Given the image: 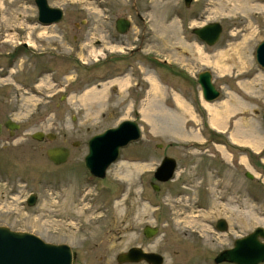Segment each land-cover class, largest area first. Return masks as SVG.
Returning a JSON list of instances; mask_svg holds the SVG:
<instances>
[{
    "label": "rangeland",
    "instance_id": "rangeland-1",
    "mask_svg": "<svg viewBox=\"0 0 264 264\" xmlns=\"http://www.w3.org/2000/svg\"><path fill=\"white\" fill-rule=\"evenodd\" d=\"M46 1L61 9L59 22L40 25L33 0H0V52L29 44L10 66L0 56V68L10 69L0 71V117L21 125L12 143L0 140V226L69 245L73 264H116L115 254L131 246L158 252L166 263L215 264L212 257L234 238L264 228V71L253 58L264 38V0H191L187 7L182 0ZM117 17L130 22L124 34L114 30ZM212 21L222 29L207 46L190 29ZM205 69L219 90L211 102L199 99L195 82ZM27 79L36 85L19 88ZM125 118L138 123L140 138L119 150L102 179L91 177L83 163L87 139ZM35 131L55 138L34 140ZM62 140L80 145L53 165L44 152ZM213 153L232 165L222 170L221 187L207 176L209 191H188V204L172 200L181 170L199 168L187 164L211 158L223 168ZM164 156L177 162L174 178L157 197L148 190L151 204L141 203L138 173ZM139 159L146 162H133ZM30 193L35 203L27 206ZM198 194L201 208L191 204ZM217 216L225 232L210 229ZM144 224L157 233L145 239Z\"/></svg>",
    "mask_w": 264,
    "mask_h": 264
},
{
    "label": "water",
    "instance_id": "water-1",
    "mask_svg": "<svg viewBox=\"0 0 264 264\" xmlns=\"http://www.w3.org/2000/svg\"><path fill=\"white\" fill-rule=\"evenodd\" d=\"M184 6H188L191 0H182ZM36 9V20L41 25L57 23L62 19V11L51 7L46 0H33ZM114 30L118 34H124L130 27V22L125 17H117L114 20ZM221 25L217 21L205 23L193 27L190 32L203 44L212 46L221 33ZM253 58L256 65L264 71V38L255 46ZM195 82L199 89V99L203 102H211L219 96V90L212 82L209 70H201L195 75ZM264 132V109L261 112ZM13 122L8 119L3 124L11 128ZM141 136L140 127L134 119H121L115 125L106 127L102 131L90 136L86 142V153L83 163L89 175L94 178H103L106 169L118 158L119 150L130 142L137 141ZM42 133L35 131L31 138L40 140ZM49 140L54 138L53 133L45 134ZM45 157L54 165L64 163L68 157L65 147H50L45 150ZM175 168V160L170 156H164L156 166L153 176L159 181L171 178ZM248 179L253 176L245 173ZM36 195L30 193L25 199L27 206L35 203ZM219 230H225V222L219 220ZM157 232V228L145 225L142 233L145 237H151ZM74 253L65 243H49L37 236L24 232L11 230L6 226H0V264H71ZM145 260L151 264H158L159 254L144 252L138 246H131L115 256L117 263ZM227 262L231 264H261L264 262V228L256 226L247 234L233 240L232 246L221 249L213 257V263Z\"/></svg>",
    "mask_w": 264,
    "mask_h": 264
},
{
    "label": "flooded vegetation",
    "instance_id": "flooded-vegetation-1",
    "mask_svg": "<svg viewBox=\"0 0 264 264\" xmlns=\"http://www.w3.org/2000/svg\"><path fill=\"white\" fill-rule=\"evenodd\" d=\"M34 4V3H33ZM136 16L137 18H139V20H141V17L136 13ZM37 21V20H36ZM41 25V24H40ZM1 42V41H0ZM28 46L29 44H27L25 41H18L17 45L14 46V48L11 50V51H3V52H0V56L2 58H4L5 60H7V63L8 65H12L13 62H15L18 58V56L24 52H26L28 50ZM132 50H129V55H132ZM132 67L128 66V70L131 69ZM7 71V70H10V69H6V68H0V71ZM22 70V69H21ZM47 71V70H46ZM2 75H5V74H2ZM32 79L30 80H25V81H20L21 83V86L19 88H28L29 86H35L36 84L32 83L31 82ZM66 97V94H60L58 100H60L61 98L62 99H65ZM56 106L59 105V103L55 102ZM262 112V111H261ZM260 117H261V113H260ZM8 119H10L13 123L11 124V128H7L4 126V122L7 121ZM263 122V121H262ZM20 123L16 122L13 120V118L10 116V115H5L3 117H0V140H2L4 143H12L13 140L16 139V135L18 134L19 130H20ZM42 133V137L40 140H37V141H43V140H49L45 137V134H48L49 132H41ZM30 138H31V134H30ZM54 138H55V135H54ZM53 138V139H54ZM33 139V138H32ZM35 140V139H34ZM52 140V139H51ZM88 140V139H87ZM79 142L76 141V140H73V141H66V140H62L61 143H58L57 145H52V146H49L48 148L50 147H65L67 150H68V157L70 156L71 154V147H79ZM5 146H0V151H3L5 150ZM259 161L261 163L262 166L261 167V172H264V148L261 149L259 152ZM215 155L218 156V159H215L214 161L219 165V166H223V168H218V167H214V164L212 163V160L211 158H206L204 160H193L194 162H192V164H187V166H192L193 167H199L198 170L197 168H193L194 170L192 171H187L185 170V167L183 170H181V174H179L178 178H177V185L176 187L174 188V191L170 193V195L173 197L172 200H180L181 202H186L187 204L189 203V197H188V191H194L196 193H199V191H203V192H207L209 191V187L206 186L204 183H207L208 181L205 182V179L207 176H210V177H213L215 178L217 181L215 180H210L213 184H215V186H217L216 188H220L221 185L220 184H217L216 183L219 181L221 182L220 178H221V172L222 170L225 171V169H229V171L231 170V163H230V157L229 158H221L219 154H216V153H213V154H208L209 157H214ZM84 156V155H83ZM67 157V158H68ZM174 159V158H173ZM228 159V160H227ZM67 160V159H66ZM118 160V159H117ZM116 160V161H117ZM175 160V159H174ZM244 160L246 161L247 159L244 158ZM160 161V160H159ZM158 161V163H159ZM134 163H138L139 165H142L144 164L145 159H139V160H135L133 161ZM133 163V164H134ZM158 163H155V165L152 167V169H149V170H143V171H140V173H138V176L139 177V182H141L143 185H142V188H140V196H139V201L141 203H144V204H151L152 201H151V195L148 193V190L152 191L154 193V196H158L160 193H161V190L162 188L164 187V185H166V183H168L170 180H173V175H174V172L175 170L177 169V162L175 160V168H174V171H173V174L171 175V178H169L168 180L166 181H159L157 179H155V177L153 176V172L156 168V166L158 165ZM241 162H239L240 164ZM4 160L2 159V157L0 156V177H3V175L5 174L4 170L1 169L4 165ZM63 164V163H62ZM54 165V164H53ZM185 166V165H183ZM227 167V168H226ZM191 170V168H189ZM196 170L200 173L201 176L197 177L198 176V172H196ZM144 171H148L149 174H148V177L145 178L144 180L141 178V175ZM88 172V171H87ZM190 172H193V175H189L188 173ZM247 171L245 170L243 172V176L245 178L246 173ZM89 174V173H88ZM186 175V176H185ZM94 178V177H93ZM97 179H102V178H97ZM215 181V182H214ZM230 184L231 182L225 186L224 190H230ZM124 188V187H123ZM121 188V190L123 189ZM194 188V189H193ZM124 190L121 191V193L123 192ZM163 193V192H162ZM120 194V192H119ZM118 194V195H119ZM199 194L197 195V197L193 200V202H191V204L193 206H195L196 208H201L203 207V204L201 203L200 199H199ZM163 203H166V202H163ZM186 203H183V204H186ZM167 204V203H166ZM219 220H223L225 222V230L224 232L227 230V223L225 221V219L222 217V216H217L216 218H214L212 220V223L210 225V229L212 231H219V232H223V231H220L219 230V225H220V222ZM145 225H148V224H144L140 230V233L141 235L145 238V239H149L150 237H145V235L142 233V229ZM151 226V225H149ZM152 227V226H151ZM155 228H157V231H158V227L157 226H153ZM157 233V232H156ZM155 233V234H156ZM247 234V233H246ZM243 236V235H241ZM239 236V237H241ZM235 239V238H234ZM233 239V240H234ZM233 240L231 242V245L229 247L232 246V243H233ZM139 248H141L144 252H154V253H157L159 254V261H158V264H186V262L184 261H180V260H173V261H170L169 263H166L165 261V258L163 257V255H161L160 253L158 252H155V251H151V250H144L141 246H138ZM229 247H224L222 249H225V248H229ZM221 250V249H220ZM218 250V251H220ZM71 251L74 253V257L72 259V262L71 264H73V262L76 260L75 258H77V254L75 253V251H73L71 249ZM217 251V252H218ZM122 252V251H121ZM216 252V253H217ZM215 253V254H216ZM117 254V253H116ZM115 254V256H116ZM114 256V257H115ZM214 257V256H213ZM213 257H212V262H213ZM116 262V260H115ZM224 263H227V262H224ZM116 264H151L149 262H146L145 260L141 259V260H138V261H130V262H124V263H117ZM228 264H231V263H228Z\"/></svg>",
    "mask_w": 264,
    "mask_h": 264
},
{
    "label": "trees",
    "instance_id": "trees-1",
    "mask_svg": "<svg viewBox=\"0 0 264 264\" xmlns=\"http://www.w3.org/2000/svg\"><path fill=\"white\" fill-rule=\"evenodd\" d=\"M162 65V64H161ZM192 104H193V107H194V110L196 112H199V114H201L203 116L204 114V110L199 106V102H198V99L196 97H194V100L192 99L191 100ZM215 135V134H214ZM218 143H220V141H218ZM222 144H225L227 145V141L224 140V142H222Z\"/></svg>",
    "mask_w": 264,
    "mask_h": 264
},
{
    "label": "bare ground",
    "instance_id": "bare-ground-1",
    "mask_svg": "<svg viewBox=\"0 0 264 264\" xmlns=\"http://www.w3.org/2000/svg\"><path fill=\"white\" fill-rule=\"evenodd\" d=\"M207 105H209V104L207 103ZM207 105H206V107H207ZM209 108H211V106L208 107V109H209ZM208 109H207V110H208ZM209 110H210V109H209ZM210 112H211V110H210ZM213 112H214V111H213ZM214 118H215V117H214ZM216 118H217V117H216ZM215 120H216V119H215ZM217 120H218V119H217ZM211 122H212V121H211Z\"/></svg>",
    "mask_w": 264,
    "mask_h": 264
}]
</instances>
